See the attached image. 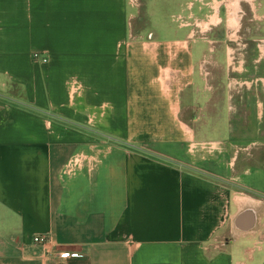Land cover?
<instances>
[{"label":"crops","instance_id":"0c3cea01","mask_svg":"<svg viewBox=\"0 0 264 264\" xmlns=\"http://www.w3.org/2000/svg\"><path fill=\"white\" fill-rule=\"evenodd\" d=\"M144 1L0 0V264H264V0Z\"/></svg>","mask_w":264,"mask_h":264},{"label":"rangeland","instance_id":"374dc122","mask_svg":"<svg viewBox=\"0 0 264 264\" xmlns=\"http://www.w3.org/2000/svg\"><path fill=\"white\" fill-rule=\"evenodd\" d=\"M177 1L167 0L166 4L162 0H145L144 7H146V12L144 14V10L142 9V15L137 20L140 22L138 26L142 28V32L146 34L152 31L154 32L153 34L165 36L166 32L170 33L174 31L178 33L180 38H184L188 32V28H179L177 23L171 20L170 17L171 14L180 11ZM133 26L132 28L134 29ZM218 30L226 32L225 28H218ZM200 41L201 39L197 38L194 42ZM205 47L208 48L209 44L205 43Z\"/></svg>","mask_w":264,"mask_h":264},{"label":"built area","instance_id":"2783aa9c","mask_svg":"<svg viewBox=\"0 0 264 264\" xmlns=\"http://www.w3.org/2000/svg\"><path fill=\"white\" fill-rule=\"evenodd\" d=\"M32 58H33L34 60H40V61H42V62L47 61V57L40 55V53H38V52H34V53L32 54ZM33 240H34L35 242H39V243H46L47 240H48V238H47L46 235H36V236H34ZM63 254H64V253H61V255H63ZM75 254H76V253H71V255H75Z\"/></svg>","mask_w":264,"mask_h":264},{"label":"flooded vegetation","instance_id":"af4514ba","mask_svg":"<svg viewBox=\"0 0 264 264\" xmlns=\"http://www.w3.org/2000/svg\"><path fill=\"white\" fill-rule=\"evenodd\" d=\"M232 12H233V14H234V11H232ZM230 18H232V17H231V15H230ZM234 18H235V17L233 16V18H232V19H234ZM230 21H232V20L230 19Z\"/></svg>","mask_w":264,"mask_h":264},{"label":"bare ground","instance_id":"6f19581e","mask_svg":"<svg viewBox=\"0 0 264 264\" xmlns=\"http://www.w3.org/2000/svg\"><path fill=\"white\" fill-rule=\"evenodd\" d=\"M233 25H234V26H237L236 24H233ZM233 25H232V26H233Z\"/></svg>","mask_w":264,"mask_h":264}]
</instances>
